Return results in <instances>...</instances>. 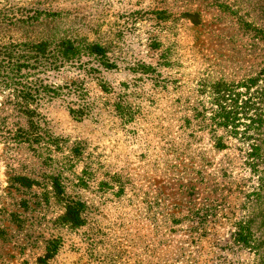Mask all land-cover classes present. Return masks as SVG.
I'll list each match as a JSON object with an SVG mask.
<instances>
[{"label":"rangeland","instance_id":"1","mask_svg":"<svg viewBox=\"0 0 264 264\" xmlns=\"http://www.w3.org/2000/svg\"><path fill=\"white\" fill-rule=\"evenodd\" d=\"M234 9L264 30V0H0V264H264V140L253 173L236 140L215 152L207 128L183 121L204 95L198 89L257 77L264 65V45L239 28ZM191 11L200 12L198 24L182 15ZM38 38L98 42L117 67L107 72L84 58L81 67L45 71L34 63ZM141 63L150 65L147 74L131 69ZM91 66L100 72L87 75ZM74 80L100 104L127 98L135 118L121 125L105 107L96 121L77 120L63 102H43L44 129L58 145L17 142L26 128L14 106L21 85ZM42 145L48 149L39 152ZM77 145L83 156L71 161L72 170L87 164L92 171L89 186L71 193L86 203V221L56 230L61 248L47 259L40 240L56 233L62 206L34 194L52 190L56 163L63 167ZM16 175L41 187L12 189ZM118 190L124 193H112ZM21 197L29 210L18 206ZM202 214L203 231L196 228ZM243 220L254 234L241 247L232 232Z\"/></svg>","mask_w":264,"mask_h":264},{"label":"trees","instance_id":"2","mask_svg":"<svg viewBox=\"0 0 264 264\" xmlns=\"http://www.w3.org/2000/svg\"><path fill=\"white\" fill-rule=\"evenodd\" d=\"M227 9L224 2L218 3ZM235 23L239 28L256 42L264 45V30L259 27L256 22L247 16V14H238V10L234 9L230 12ZM186 19L191 20L194 24L200 22V12H184L182 14ZM31 45L35 52V65L42 67L43 70H61L68 67H81L83 59L93 60L101 69L111 72L116 69L117 65L107 55V49L104 45L98 42L83 43L77 39L62 38L52 41L49 39L38 40ZM154 47H159L160 42L154 41ZM161 57H164L162 55ZM27 64V63H26ZM47 65L48 68H43ZM28 66V64H27ZM150 65L141 63L132 66V70H139L142 74H147ZM87 75L91 72L99 73L97 68L87 69ZM257 77H249L241 82H216L198 89L201 95V100L196 105L189 107L188 111L183 116V121L186 126L196 124L200 128H207L211 148L215 152H221L228 148V143L231 139L236 140L239 150L246 153V157L251 159L250 167L253 173L257 172V158L261 157L262 140H264V87L260 85L264 82V65L257 73ZM96 79H100L96 76ZM83 80H74L66 85H50L39 81H34L30 86H22L19 89L20 94L14 96V106L20 115L25 119V126H21L14 137L19 143L33 144H55L57 139L47 134V128L44 126L43 117L39 114L38 107L43 102H51L58 100L63 102L68 110V113L77 120L90 119L96 121L99 112L105 107L114 117H116L121 125H126L133 121L136 112L132 109L128 99H114L110 104H100L96 98L90 95L89 89L84 86ZM260 82V83H259ZM202 84V83H200ZM99 86L105 93H113V88L107 86L105 82L99 80ZM242 127V128H239ZM263 135L261 141L259 140ZM48 149L42 145L38 150ZM70 154L64 155L63 167H59L56 163L55 170L52 171L53 176H49L51 180L52 190L43 189L39 194H34L37 201L40 203L50 204L52 199L56 203L61 204L60 213L55 217L53 226L54 230L60 231L63 229L73 230L79 229L85 224L86 217L84 213L87 208L83 199H80L78 194H71L73 190L80 187H88L92 171L89 166L84 164V169L80 173H75L72 168L76 157L83 156V151L77 145L74 148L68 149ZM49 159H54L48 156ZM68 159V160H67ZM82 159V158H81ZM77 160V159H76ZM84 161V158L82 159ZM86 163V162H84ZM89 175V176H88ZM114 178H116L114 176ZM10 188L18 190H27L32 192V186H39V182L34 178H29L24 175H16L10 178ZM112 181V180H111ZM41 187V186H39ZM41 191V190H34ZM81 193L82 190H78ZM115 195L123 194V190L112 192ZM75 195V196H73ZM30 200L21 197L19 199V207L23 210H29ZM21 213L13 211L11 219L18 224H21ZM12 220V221H13ZM207 221V214L199 216L196 223L203 231ZM249 221V220H248ZM243 220L234 225L232 237L234 244L246 246L252 239L254 234L253 225L251 222ZM251 221V220H250ZM49 234V237L40 240L43 243V256L45 258H53L60 250L62 236L57 233ZM201 235V234H200Z\"/></svg>","mask_w":264,"mask_h":264}]
</instances>
